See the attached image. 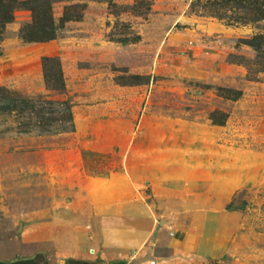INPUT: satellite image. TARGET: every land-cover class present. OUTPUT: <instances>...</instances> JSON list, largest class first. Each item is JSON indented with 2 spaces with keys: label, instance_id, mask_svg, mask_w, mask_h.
I'll use <instances>...</instances> for the list:
<instances>
[{
  "label": "rangeland",
  "instance_id": "rangeland-1",
  "mask_svg": "<svg viewBox=\"0 0 264 264\" xmlns=\"http://www.w3.org/2000/svg\"><path fill=\"white\" fill-rule=\"evenodd\" d=\"M47 1L57 26L55 38L22 42L18 30L30 20L25 9H18L5 27L0 97L28 94L64 101L72 119L102 117L110 120L109 127L120 125L124 114L130 116L132 130L147 114L191 122L210 140L217 171H226L228 179L241 174L243 180L213 208L210 220L192 227L190 249L182 236L176 251L162 247L161 258H156L147 250L136 261L264 264V71L256 64L264 62V20L229 26L199 8L192 10V0ZM257 34L263 36L261 52L245 43ZM227 90L240 94L233 99ZM213 112L218 119L225 115L223 125L211 122ZM72 139L73 134L0 137L3 210L24 212L47 205V196L59 190L44 170L43 152ZM8 224L9 219L0 220V236L15 231ZM36 247L33 256L24 252L0 261L40 255L44 264L69 263L58 260L49 241ZM88 254L84 261L101 264ZM123 263L120 257L111 262Z\"/></svg>",
  "mask_w": 264,
  "mask_h": 264
},
{
  "label": "crops",
  "instance_id": "crops-1",
  "mask_svg": "<svg viewBox=\"0 0 264 264\" xmlns=\"http://www.w3.org/2000/svg\"><path fill=\"white\" fill-rule=\"evenodd\" d=\"M3 98L42 99L28 94ZM29 117L16 110L0 112V137L73 134V139L43 152L44 170L59 191L47 196L41 209L3 210L0 163V220L9 219V229H15L11 236H0V259L24 252L33 256L39 242L49 241L59 261L87 260L89 251L104 264L115 257L123 264H145L135 258L147 250L161 258L162 247L174 252L182 236L190 249L192 227L210 220L213 208L243 180L241 174L228 179L226 171H217L207 135L179 118L147 114L132 130L126 114L111 127L102 117L73 115V131L55 123L43 132L34 125L24 132L20 123Z\"/></svg>",
  "mask_w": 264,
  "mask_h": 264
},
{
  "label": "trees",
  "instance_id": "trees-1",
  "mask_svg": "<svg viewBox=\"0 0 264 264\" xmlns=\"http://www.w3.org/2000/svg\"><path fill=\"white\" fill-rule=\"evenodd\" d=\"M190 8H199L206 14L222 20L226 25H246L264 20V0H192ZM18 9L30 11V20L18 30V36L22 42L34 43L49 41L56 36L57 26L53 22L49 1L47 0H0V43L4 38L7 24L15 19ZM246 44L252 46L257 52L263 50V36L254 35L246 40ZM260 70L264 71V62L256 63ZM233 99L239 96V92L227 90ZM61 105V108L58 106ZM16 110L30 115L25 122L20 123L21 128L28 132L31 125L37 126L42 132L52 124H62V131H73L71 111L64 101L50 99H7L0 97V112ZM53 114L52 119L44 115ZM213 124L223 125L226 118L218 119L214 112L210 114ZM66 123V128L65 124ZM70 123V124H68ZM58 130V129H57ZM0 264H44L42 257L36 255L26 260H14L10 262L0 261ZM68 264H89L84 260L69 259ZM91 264H95L91 262ZM104 264V263H101Z\"/></svg>",
  "mask_w": 264,
  "mask_h": 264
},
{
  "label": "built area",
  "instance_id": "built-area-1",
  "mask_svg": "<svg viewBox=\"0 0 264 264\" xmlns=\"http://www.w3.org/2000/svg\"><path fill=\"white\" fill-rule=\"evenodd\" d=\"M59 108H61V105L58 106ZM153 263V262H152Z\"/></svg>",
  "mask_w": 264,
  "mask_h": 264
}]
</instances>
